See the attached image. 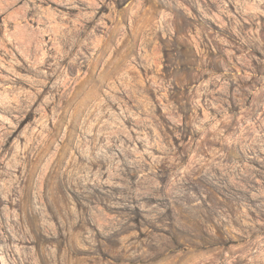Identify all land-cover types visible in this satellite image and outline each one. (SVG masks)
I'll return each instance as SVG.
<instances>
[{
    "label": "rangeland",
    "instance_id": "obj_1",
    "mask_svg": "<svg viewBox=\"0 0 264 264\" xmlns=\"http://www.w3.org/2000/svg\"><path fill=\"white\" fill-rule=\"evenodd\" d=\"M0 264H264V0H0Z\"/></svg>",
    "mask_w": 264,
    "mask_h": 264
},
{
    "label": "trees",
    "instance_id": "obj_2",
    "mask_svg": "<svg viewBox=\"0 0 264 264\" xmlns=\"http://www.w3.org/2000/svg\"><path fill=\"white\" fill-rule=\"evenodd\" d=\"M166 53L164 52V55H165Z\"/></svg>",
    "mask_w": 264,
    "mask_h": 264
}]
</instances>
